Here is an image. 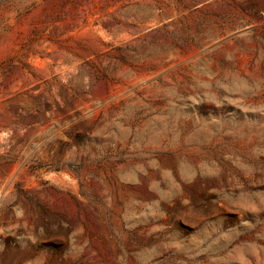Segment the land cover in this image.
Returning a JSON list of instances; mask_svg holds the SVG:
<instances>
[{"label": "rangeland", "instance_id": "1", "mask_svg": "<svg viewBox=\"0 0 264 264\" xmlns=\"http://www.w3.org/2000/svg\"><path fill=\"white\" fill-rule=\"evenodd\" d=\"M0 264H264V0H0Z\"/></svg>", "mask_w": 264, "mask_h": 264}]
</instances>
